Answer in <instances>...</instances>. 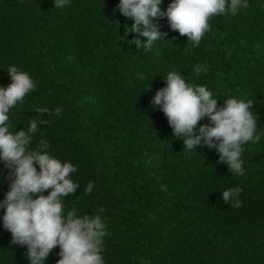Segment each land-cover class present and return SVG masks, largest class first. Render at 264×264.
I'll return each instance as SVG.
<instances>
[{"label":"trees","instance_id":"16d2710c","mask_svg":"<svg viewBox=\"0 0 264 264\" xmlns=\"http://www.w3.org/2000/svg\"><path fill=\"white\" fill-rule=\"evenodd\" d=\"M118 3L71 0L57 10L52 0H0V86L11 83L10 65L36 82L10 111V131L26 130L37 109L61 108L60 116L39 114L46 122L31 147L46 141L50 154L76 166L79 187L65 208L105 219V264H264V0L210 18L198 47L159 19L167 35L151 50L119 41L133 21L115 10ZM197 64L207 71L195 74ZM171 70L205 85L218 107L230 97L253 100L261 138L242 146L243 175H232L215 149H184L150 105ZM6 176L5 169L0 200ZM235 186L243 189L239 208L222 200L221 191ZM11 239L0 222V264H28L26 248ZM59 251L46 264H56Z\"/></svg>","mask_w":264,"mask_h":264},{"label":"clouds","instance_id":"9594fccd","mask_svg":"<svg viewBox=\"0 0 264 264\" xmlns=\"http://www.w3.org/2000/svg\"><path fill=\"white\" fill-rule=\"evenodd\" d=\"M162 3L163 0H119L115 10L133 21L131 27L124 25V36L117 29L119 41L131 42L137 50H151L156 42L165 40L167 33L160 30L158 21L167 18L170 30H178L193 47H198L210 30V18L236 15L249 6V0H171L165 11ZM52 4L61 10L70 6L71 0H52ZM115 24L120 26L119 22ZM129 34H135L134 38L127 40ZM141 37L146 39L142 41ZM193 71L199 75L207 68L197 64ZM7 74L11 83L0 86V163L3 164L0 176L6 169L9 190L0 200L3 211L0 222L11 233L10 243L26 248L28 264H46L57 246L60 259L56 264H105L102 256L107 235L105 219L100 214L81 215L75 208H65L64 198L79 187L71 175L77 171L76 166L50 154L46 141L41 140L35 149L31 147L38 125L46 122L39 114L60 116L61 108L37 109L38 115L30 120L26 130L10 131V111L36 89V82L14 65L8 67ZM164 76L166 86L156 92L150 105L163 111L173 137L182 140L189 152L196 151L197 146L215 149L219 162L227 164L232 175H243L242 146L257 143L261 138L257 132V115L252 111L253 100L230 97L218 107L220 100L205 85L189 84L176 70ZM204 118L208 123L200 124ZM93 187L90 181L85 194H91ZM242 192L240 186L227 188L221 191L222 200L239 208ZM139 264L150 261L140 258Z\"/></svg>","mask_w":264,"mask_h":264}]
</instances>
